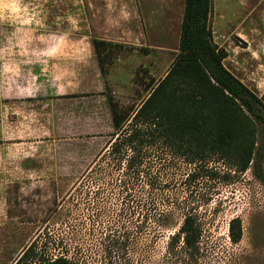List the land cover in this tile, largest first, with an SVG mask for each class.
I'll return each instance as SVG.
<instances>
[{"label":"rangeland","instance_id":"1","mask_svg":"<svg viewBox=\"0 0 264 264\" xmlns=\"http://www.w3.org/2000/svg\"><path fill=\"white\" fill-rule=\"evenodd\" d=\"M211 1L209 25L227 53L225 67L261 97L264 0ZM184 8L185 0H0V171L6 169L0 173V264H16L32 244L39 256H49L51 239L66 238L70 205L79 202L88 170L115 132L110 99L123 110L137 108L152 81L166 77L179 52ZM94 40L122 46L111 50L106 75ZM256 149L264 170L262 130ZM195 168L180 163L170 173ZM205 169L215 175L190 187L204 229L200 260L264 264V187L251 169L240 174L216 160ZM236 218L243 238L233 245L228 231ZM174 232L155 241V254L142 237L137 252H122L121 263H174Z\"/></svg>","mask_w":264,"mask_h":264},{"label":"trees","instance_id":"2","mask_svg":"<svg viewBox=\"0 0 264 264\" xmlns=\"http://www.w3.org/2000/svg\"><path fill=\"white\" fill-rule=\"evenodd\" d=\"M211 9V0H185L179 52L166 77L152 81L137 108L123 110L110 99L115 132L88 170L79 202L70 205L66 238L53 237L54 252L46 257L32 244L16 264H122V252H137L142 237L155 254V241L173 231L172 264H205L199 258L204 229L190 189L199 177L215 175L205 164L216 160L240 174L251 169L264 187L256 149L264 94L256 96L225 67L227 53L214 43L209 25ZM93 48L106 75L111 50L122 46L94 40ZM68 97L75 96L61 98ZM180 163L196 168L170 173ZM228 237L233 245L242 241L239 218L229 223ZM60 245L64 252L56 255Z\"/></svg>","mask_w":264,"mask_h":264},{"label":"crops","instance_id":"3","mask_svg":"<svg viewBox=\"0 0 264 264\" xmlns=\"http://www.w3.org/2000/svg\"><path fill=\"white\" fill-rule=\"evenodd\" d=\"M1 161H2V164L5 163L4 166H6V163H7L6 155L4 156V158L1 159ZM5 171H6V169L5 168H2V172L0 171V173H2L3 175H5V173H6ZM4 206H5V204H4Z\"/></svg>","mask_w":264,"mask_h":264}]
</instances>
